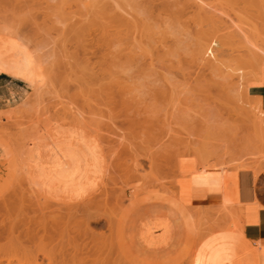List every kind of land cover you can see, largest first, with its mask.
I'll list each match as a JSON object with an SVG mask.
<instances>
[{"label":"rangeland","instance_id":"374dc122","mask_svg":"<svg viewBox=\"0 0 264 264\" xmlns=\"http://www.w3.org/2000/svg\"><path fill=\"white\" fill-rule=\"evenodd\" d=\"M193 1L0 0V73L11 76L10 63L24 55L35 70L27 93L17 89L0 110V195L8 197L0 196L3 246L9 244L7 226L18 222L13 237L29 233L18 237L30 238L24 249L34 252L36 240L47 239L37 225L48 224L43 208L49 206L78 210L74 221L87 223L86 243L112 245L115 261L120 255L132 256L133 264H189L204 241L209 258L192 264H254L228 243L229 228L217 226L227 211L205 210L190 228L171 201H183V179L203 156L223 162L227 183L241 163L264 167V71L256 75L257 62L245 57L264 45V0H200L213 12L206 20L195 17ZM114 14L132 25L114 26ZM195 22L208 32L194 34ZM231 28L245 31L240 42L227 36ZM143 29L153 32L154 51L166 45L158 57L152 52V63L148 52L140 57L136 48L105 46ZM209 36L215 58L200 62L197 45ZM68 133L91 144L81 136L49 144ZM63 159L64 167L53 170ZM18 204L35 211L23 210L22 217ZM9 210L8 218L16 210L22 216L8 224ZM22 253L8 260H24ZM8 256L1 249L0 258Z\"/></svg>","mask_w":264,"mask_h":264},{"label":"bare ground","instance_id":"6f19581e","mask_svg":"<svg viewBox=\"0 0 264 264\" xmlns=\"http://www.w3.org/2000/svg\"><path fill=\"white\" fill-rule=\"evenodd\" d=\"M203 2H204V0H202ZM202 1H200V0H197V1H193L192 3H193V5H194V15H195V17H199V16H201V15H203L204 16V18H202V19H204V20H206L205 18L210 14V12H209V10L207 9L206 10V8H205V6H207V8H210L208 5H205V4H207V3H205L204 5H202L203 3H202ZM209 4V3H208ZM261 7V6H260ZM89 8H91V7H89ZM95 8H97L96 6H95ZM99 8V7H98ZM211 9H212V7H211ZM210 9V10H211ZM95 11V10H94ZM105 11V10H104ZM212 12V11H211ZM101 13V12H100ZM102 13H104V12H102ZM211 14H213V12L211 13ZM211 14H210V17L212 18V16H211ZM111 18V21H112V23L114 24V26H115V21H116V23H119V24H122V25H124V24H126V26H131L132 24H131V22L128 20V18H127V20H125V18H118L117 16H115V14L112 16V17H110ZM261 18V17H260ZM208 19V18H207ZM257 19V18H256ZM201 20V19H200ZM212 20V19H211ZM129 21V22H128ZM197 21V20H196ZM213 21V20H212ZM79 22V21H78ZM203 22V21H202ZM206 22H208V21H206ZM196 23V22H195ZM213 23V22H212ZM211 23V24H212ZM215 23V22H214ZM214 23L212 24L213 26H215V27H217L218 25H214ZM78 24V23H77ZM206 24V23H205ZM233 24H235V23H233ZM203 25V24H202ZM225 25V24H224ZM228 25V24H227ZM88 26V25H87ZM89 26H91V24L89 25ZM121 26V25H120ZM229 26V25H228ZM232 26V25H231ZM240 26V25H239ZM238 26V27H239ZM74 26H72L71 28H73ZM92 27V26H91ZM90 27V28H91ZM93 27H94V25H93ZM195 28H197V31H194L193 29V31H194V34H195V32H198V31H200V28L202 29H205L206 31H207V26L205 27H200L199 28V25H198V27H197V23H196V26H194ZM219 27V26H218ZM224 28H225V26H223ZM247 28H249V27H247ZM136 29V28H135ZM219 30L221 29L220 27L218 28ZM217 28H215V30L216 31H214L215 32V34H216V32H218L217 30H218ZM223 29V28H222ZM228 29V28H227ZM238 29V31H234V29L232 30V28H231V30H229L230 32H233V33H231V34H229V31L228 30H226L225 29V31H228V33H226V34H229V35H227V36H231V38L233 37L234 39H238L239 40V42H240V39L242 38V36H241V33L243 32V33H245V31H242V29L241 28H237ZM71 30V29H70ZM196 30V29H195ZM212 30V29H211ZM75 31V30H74ZM150 31V32H149ZM242 31V32H241ZM257 31V30H256ZM84 33L86 32V31H83ZM83 32H81V33H83ZM208 32V31H207ZM209 32H211V33H209V34H213V32L212 31H209ZM224 31L222 30V34H224L223 33ZM200 33V32H199ZM206 33V32H205ZM205 33H202L201 35H205ZM219 33V32H218ZM217 33V34H218ZM254 33V32H253ZM137 35V36H133V35ZM193 34V35H194ZM207 34V33H206ZM216 34V35H217ZM201 35H199L198 37H200L201 38ZM215 35V36H216ZM219 35V34H218ZM221 35V34H220ZM244 35V34H243ZM208 36V35H207ZM224 36V35H223ZM197 37V36H196ZM214 37V36H213ZM213 37H211L210 38V36H209V39H208V37L206 38V40L204 41V43H202V44H198L197 45V56H198V59L200 60V62L202 61H204V62H212L213 61V59L215 58L214 56H213V51H212V49H211V43L213 42ZM225 37V36H224ZM219 38H222V37H220L219 36ZM227 38V37H226ZM229 38V37H228ZM244 38V37H243ZM203 39H205V36L203 37ZM230 39V38H229ZM157 40V39H156ZM195 41V40H194ZM243 42L245 41V40H242ZM154 42H155V38H153V32L151 31V30H148V29H143V30H139V31H133L129 36H126L125 38H122V39H119V40H114V41H109V42H106V45L105 46H107V47H109V49L110 48H113L114 46H124V51H126V50H131L130 48H136L137 49V51H140V53L139 52H135V53H139V54H137V55H139L140 57L142 56V54L145 56V53L147 54V52H148V54L146 55V56H148V57H150V56H152V58H150V60H151V63H152V61L154 60L153 58V55H151V54H154L155 52H157V53H155L154 54V56L156 55V54H160V52L162 51V50H164L165 48H166V45L164 46L163 44L164 43H161L160 42V40H159V43H161L160 45V48L162 49V50H160V48L159 47H155V51H154ZM197 42H198V40L195 42L196 44H197ZM157 43V42H156ZM242 43V42H241ZM152 44H153V46H152ZM262 44H264V42H262ZM163 45V46H162ZM257 45V44H256ZM255 45V46H256ZM240 46V45H239ZM149 48L150 49H152V51H150L149 50ZM158 48V49H157ZM164 48V49H163ZM261 48V49H260ZM262 48H264V45H260V46H258L257 45V49L256 48H254V50H249V51H247L248 53L245 55V57L246 58H249V60H250V58H251V60L253 59L255 62H257V65H256V75H259L262 71H264V49H262ZM139 49V50H138ZM149 51H148V50ZM256 49V50H255ZM147 50V51H146ZM157 50V51H156ZM160 51V52H159ZM133 52H134V50H133ZM152 52H154V53H152ZM240 52H241V50H240ZM243 53V52H242ZM18 54V53H17ZM141 54V55H140ZM164 54H166V52L164 53ZM158 55H156L157 57H158ZM240 55V54H239ZM20 56V55H19ZM130 57V58H129ZM128 58L131 60L132 59V61H135L136 59H133L131 56H129ZM210 57L212 58V60L210 59ZM240 56H238V58H239ZM240 59V58H239ZM137 61H139L138 59H137ZM146 61V60H145ZM149 60H147L146 62H148ZM150 62V61H149ZM149 64V65H152V64ZM249 64V63H248ZM32 64H31V60H30V58H29V56L28 55H24V56H22L19 60L17 59V61H14V62H11L10 63V65H9V68L11 69H14V73L11 75V77H13V78H16V79H19V80H22V81H25V82H29V83H33V77H34V68L31 66ZM87 71L89 72V70H88V68H87ZM87 71H85V73L87 72ZM82 74V73H81ZM89 76L91 77V75H90V73H89ZM85 81H87V80H85ZM9 147V146H8ZM9 149V148H8ZM206 151V150H205ZM207 152V151H206ZM199 156V155H198ZM200 157V156H199ZM208 159V158H207ZM207 159H206V157L205 156H203L199 161H198V167H197V169L195 170V171H193V172H191V175H190V177L189 176H187V177H185V179H183V185H182V189H183V201L182 202H179V201H171L172 202V204L174 205V207L176 208V209H178V212H179V214H180V216L183 218V220L185 221V224L188 226V227H192V225H193V223L195 222V220H196V217L198 216V217H204L203 215V211L200 209H192L191 208V206H190V203H189V189H188V186H189V182H190V180H191V178L193 177V176H220V177H222L223 178V180L224 181H228V179H226V176H225V174H224V171H223V165H222V163L223 162H221V161H218V162H213V163H209L210 161H207ZM27 159H24V161H23V163H22V169L24 170V176L26 177V179H28V178H30V177H32V174H31V172L30 171H28L27 170V167H28V165H27ZM221 162V163H220ZM260 163V162H259ZM262 164H264V162H262ZM259 164H256V165H248L247 163H241V168L242 169H251V170H254V172L256 173V174H258V173H260V172H262V171H264V167H262V166H258ZM225 167V166H224ZM228 170V169H227ZM241 170V169H240ZM236 174H237V172H236ZM236 174L234 173V177L233 176H231V177H229L230 179L233 177V179H232V182H230L229 181V183L231 184V186H232V184L234 185V179H235V177H236ZM229 179V180H230ZM30 181V180H29ZM248 181V180H247ZM226 184V183H225ZM243 184V183H242ZM227 185L228 184H226V191H227V193H229L228 192V190H229V186L227 187ZM230 186V187H231ZM235 186V185H234ZM233 187V186H232ZM23 190V189H22ZM24 191V190H23ZM226 193V194H227ZM6 194H8V193H6ZM13 195H14V193H12ZM16 194V193H15ZM22 194V193H21ZM1 195H4V194H2L1 193ZM0 195V196H1ZM5 196V195H4ZM15 196V195H14ZM228 196V195H227ZM6 197V196H5ZM10 197H11V195H10ZM15 197H17V196H15ZM191 197V196H190ZM229 197V196H228ZM6 198H8V197H6ZM5 198V199H6ZM0 199H2V197H0ZM18 199V198H17ZM27 199V198H26ZM11 200V199H10ZM3 201V200H2ZM12 202V201H11ZM4 203H5V201H4ZM230 201H229V199L227 198V197H225V200H224V205H223V207L221 208L222 210H226V208H228V206L230 205ZM6 204V203H5ZM10 204V203H9ZM21 204V203H20ZM171 204V203H170ZM11 205H12V203H11ZM14 205H16V204H14ZM14 205H12V207H14ZM24 205V204H23ZM22 205V206H23ZM28 205H29V203H28ZM2 206V205H1ZM20 205L18 204L17 206H16V209H21L20 207H19ZM26 206V205H25ZM24 206V207H25ZM36 206V205H35ZM19 207V208H18ZM31 207H32V205H31ZM31 207H29V208H31ZM37 207V206H36ZM26 208V207H25ZM25 208H22L21 209V211L23 212V214H24V211H26V212H29V213H31V212H33V211H35V209L34 208H31V212H30V209H27V210H25ZM12 209H14L15 210V208H12ZM37 209V208H36ZM207 209H209V208H207ZM206 209V210H207ZM19 210H16V211H14V215H11V217L13 216V217H15V218H17V216H18V219H20L19 218V216L21 217L22 216V213L20 214V215H18L21 211H19ZM24 210V211H23ZM39 210V209H38ZM43 210H45V211H47V219L49 220L48 221V224L46 223V224H43V225H41V226H39V225H37L36 223V225H37V229L39 230V228H40V232L42 233V231H43V233H42V235L43 234H45L46 235V237L45 238H47V239H45L44 240V238H43V236H45V235H43L41 238H43V239H40V237L38 238V235L37 234H33L34 236L36 235L37 237L36 238H38L37 240H36V238L34 237V239H33V242L36 240V242L38 243H35V244H37L36 246H35V251L33 252H27L24 248H26V245L24 244V242H26L28 239H30V238H27V239H25V240H23V239H21V240H23V242L20 240V238L21 237H18V236H21L20 235V233H22V236H24V234H25V236L24 237H26V235L27 236H29V233H27L26 234V232L24 233V232H20V233H18L19 235L16 237H13V235L14 234H16V231H18L19 230V227H16V226H12V223H13V225H14V223H16V225L17 224H19L18 222H12L13 220V218L11 219V217L10 218H8L9 216H10V214H11V211H13V210H9V212H8V214H7V212L5 211V212H3V215L5 214H7L6 215V217H7V219H10L11 221L10 222H8V224L9 223H11V225L9 226H7V228H9L7 231H6V233L10 236V237H12L11 239H9V236H8V245L7 246H3L2 244H1V241L3 240V238H2V232H4V231H0V252H1V249H3L4 248V250L6 249L7 250V253L9 252V256H8V258L6 259V258H0V264H14V260H8V259H10V258H12V256L14 255V254H18V253H21V252H23V253H25V256H24V254H23V259L24 260H21V258H20V260L21 261H23V262H21V261H18L19 259H16V257H13V259L15 258L16 259V261H18V262H16V264H115V263H117V262H119V264H133V262H131L130 261V259L129 258H131V257H129L128 259L127 258H124V257H122V256H120L119 255V257H121L120 258V261L119 260H117L116 259V261H115V248L112 246V245H93V243H92V241L91 242H89V243H86V241L88 240V239H86V238H84L85 236H87V234H88V232H87V230H88V225H87V223H84V222H75L74 220L76 219V215H77V213H79L78 212V210H76L74 213H70V211L69 210H64V209H51L49 206H45V208H43ZM2 211V210H1ZM192 211L194 212V213H192ZM227 211V210H226ZM19 212V213H18ZM43 211H41V212H37L36 211V213H40V215H42L43 213H42ZM2 213V212H1ZM13 213V212H12ZM42 213V214H41ZM237 213V212H236ZM33 214V213H32ZM31 214V215H32ZM207 214L208 215H210L208 212H207ZM3 215H1V216H3ZM9 215V216H8ZM15 215H17V216H15ZM34 215V214H33ZM24 216H27V214H24L22 217H24ZM43 216H44V214H43ZM42 216V217H43ZM33 217V216H32ZM208 217H210V216H208ZM4 218V217H3ZM26 218V217H25ZM7 219H5V220H7ZM205 219V218H204ZM203 219V220H204ZM2 220V219H1ZM4 220V221H5ZM24 219H22L21 220V222L20 223H25V222H22ZM32 220H34V218L32 219ZM37 221H38V219H37ZM47 221V220H46ZM111 220H109L108 221V223L107 224H109L110 225V222ZM199 221H201V220H199ZM0 222H2L3 223V220L2 221H0ZM6 222V221H5ZM31 222V221H30ZM44 222V221H43ZM7 223V222H6ZM5 223V224H6ZM27 223V222H26ZM39 223V222H38ZM207 222H205L204 224H206ZM35 224H33V226L35 225ZM39 224H41V223H39ZM89 224V223H88ZM106 224V225H107ZM0 225H3V224H1L0 223ZM31 224H28V227H26L25 229H28L29 230V226H30ZM109 225H108V228H110L109 227ZM24 226H26V225H24ZM39 226V227H38ZM112 227H113V225H111ZM193 226H196L195 224L193 225ZM36 227V226H35ZM107 227V226H106ZM3 228H6V227H3ZM31 229V228H30ZM36 228H35V231L37 230ZM192 229H194V228H192ZM21 230V229H20ZM37 230V231H38ZM119 230H120V228H119ZM186 230H187V228H186ZM30 231V230H29ZM36 231V232H37ZM46 231H48V232H46ZM70 232H72V235L71 236H69V234H70ZM187 232H188V230H187ZM41 233H40V235H41ZM46 233H48V235L46 234ZM30 234H32V233H30ZM116 234H118V233H116ZM92 235V234H91ZM48 236V237H47ZM79 236H83L82 238L83 239H79ZM24 237H22V238H24ZM88 237V236H87ZM89 237L90 238H92V236H90L89 235ZM94 237H95V235H94ZM4 238H5V236H4ZM95 238H97V237H95ZM86 239V240H85ZM97 239H100L101 240V238L100 237H98ZM91 240V239H90ZM96 240V239H95ZM79 241H81V242H79ZM84 241V242H83ZM95 242H97V241H95ZM101 242V241H100ZM80 243V244H79ZM92 243V244H91ZM171 243V242H170ZM26 244H30V243H27L26 242ZM5 245V244H4ZM25 245V246H24ZM90 245H91V247H90ZM2 246V247H1ZM134 246L135 247H137L136 245H135V243H134ZM28 248L30 247V245L29 246H27ZM32 247V246H31ZM90 247V248H89ZM137 249H138V247H137ZM164 249V248H163ZM28 250H30V249H28ZM125 250V249H124ZM123 250V251H124ZM257 251V250H256ZM126 252V251H125ZM192 252H194V250L192 251ZM259 251H257V253H258ZM91 253H93V255L91 254ZM10 254H12V256H10ZM122 254H126V253H122V251H121V255ZM128 255V254H127ZM3 256V255H2ZM20 256V255H19ZM129 256V255H128ZM191 256V262L189 263V264H192L193 263V253H191L190 255H189V257ZM259 256V255H258ZM260 257V256H259ZM17 258H19V257H17ZM252 258V257H251ZM258 258V257H257ZM6 259V262L5 261H3V260H5ZM253 259V263L254 264H264V257H262V255H261V260L258 262L255 258H252ZM133 261H136V260H133ZM3 262H5V263H3ZM137 262V261H136Z\"/></svg>","mask_w":264,"mask_h":264},{"label":"crops","instance_id":"0c3cea01","mask_svg":"<svg viewBox=\"0 0 264 264\" xmlns=\"http://www.w3.org/2000/svg\"><path fill=\"white\" fill-rule=\"evenodd\" d=\"M29 84V82L0 73V110L6 108L17 89L27 93L26 88ZM71 136L81 135L75 133L60 135L49 144L67 140L68 137L71 139ZM81 137L91 144L86 137ZM65 162L66 159H63L53 170L59 171L64 167ZM34 176L36 179H41L38 172ZM95 178L93 179L95 180ZM225 183L228 184L227 187L229 186V193L226 191ZM234 185L232 184V187L220 176H193L188 186L189 203L192 209H201L202 211L207 208L216 209L218 212L227 210L222 219L215 220L218 223L217 226L229 228L225 230L229 232L226 236L228 243L237 246L244 256L255 258L259 262L261 255L264 257V171L256 174L254 170L242 169L237 172ZM90 190L84 193L82 191L76 195L77 198L87 195ZM225 197L231 203L226 210H222ZM203 243L204 241H201L196 248L193 262L201 257L205 260L209 258L208 254L204 252ZM256 250L259 252L257 253Z\"/></svg>","mask_w":264,"mask_h":264}]
</instances>
